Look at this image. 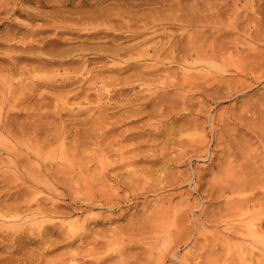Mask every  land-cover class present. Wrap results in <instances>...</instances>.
<instances>
[{"label": "rangeland", "instance_id": "obj_1", "mask_svg": "<svg viewBox=\"0 0 264 264\" xmlns=\"http://www.w3.org/2000/svg\"><path fill=\"white\" fill-rule=\"evenodd\" d=\"M0 264H264V0H0Z\"/></svg>", "mask_w": 264, "mask_h": 264}, {"label": "bare ground", "instance_id": "obj_2", "mask_svg": "<svg viewBox=\"0 0 264 264\" xmlns=\"http://www.w3.org/2000/svg\"><path fill=\"white\" fill-rule=\"evenodd\" d=\"M46 63V62H45ZM47 64L48 65H52V64H54V62H47ZM243 189V188H242ZM251 197V196H250ZM247 198V197H246ZM245 200V199H244ZM244 200H243V202H244ZM246 200H248V199H246ZM245 200V201H246ZM249 201V200H248ZM247 203V202H246ZM240 207H242V206H244L243 205V203H240V205H239ZM232 207V206H231ZM237 207V206H236ZM246 209V208H245ZM248 210V209H247ZM243 211H245L246 212V210H243ZM247 218V217H246ZM238 223V222H237ZM235 228V227H234ZM239 228V227H238ZM260 228V227H259ZM231 229H233V228H231ZM230 231V230H229ZM239 232V231H238ZM254 232H259V231H254ZM232 233V232H231ZM232 234H234V233H232ZM259 234V233H258ZM262 234V233H261ZM240 235V234H239ZM254 240V242H255V239H253ZM251 242V241H250ZM258 242V241H257ZM252 243V242H251ZM241 246V245H240ZM243 254H245V253H243Z\"/></svg>", "mask_w": 264, "mask_h": 264}]
</instances>
